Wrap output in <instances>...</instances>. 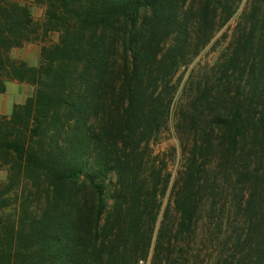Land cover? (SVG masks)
Segmentation results:
<instances>
[{
    "label": "trees",
    "instance_id": "obj_1",
    "mask_svg": "<svg viewBox=\"0 0 264 264\" xmlns=\"http://www.w3.org/2000/svg\"><path fill=\"white\" fill-rule=\"evenodd\" d=\"M242 1L47 0L44 31L61 37L41 50L37 66L8 57L36 34L26 28L32 26L28 9L5 16L0 77L35 92L23 115L0 117L7 168L0 264L138 263L149 246L142 228L148 218L156 221L162 177L149 162L148 146L171 117L168 77L212 40ZM248 5L217 85L201 86L191 103L189 121L197 131L174 182L173 203L175 232L190 234L204 198L220 197L228 183L243 215L233 244L238 264H264V0ZM223 82L232 90L210 99ZM40 181L54 190L40 214L29 213L26 203L21 214L8 211L13 188ZM89 195L94 203L87 209L80 197ZM87 226L95 229L90 239Z\"/></svg>",
    "mask_w": 264,
    "mask_h": 264
},
{
    "label": "rangeland",
    "instance_id": "obj_2",
    "mask_svg": "<svg viewBox=\"0 0 264 264\" xmlns=\"http://www.w3.org/2000/svg\"><path fill=\"white\" fill-rule=\"evenodd\" d=\"M47 5V0H0V22L4 23L5 16H9L13 10L16 16L19 9L25 7L30 13L32 23V26L26 28L36 29V34L30 35V44L9 51L8 57L12 63L37 66L41 50L59 44L60 32L44 31ZM248 6V0H243L236 15L217 30L212 40L191 61L176 70L171 78L168 77L170 81L166 90L172 94L171 117L161 133L148 146L149 162L154 163L162 177L160 193L153 211L156 221L148 218L142 228L143 241L149 246L146 254L139 257L137 264H238L241 259L240 250H235L233 244L243 226V215L234 204L229 184H224L225 189L220 197L204 198L193 231L184 235L175 232L178 214L173 203V189L174 182L178 181L184 171L197 131L189 121V114H192L191 103L201 86L209 81L210 86L217 85L220 64L229 56L232 43L239 33L238 22H242V16ZM195 42L196 40L193 41ZM163 86L164 84L159 90L163 89ZM231 90L232 88L223 82L220 88L211 93L210 99L226 96ZM34 92L35 87L30 84L0 77V117L9 118L13 112L23 115L24 105ZM42 143L47 142L45 140ZM213 163L214 161L209 164L210 170L214 169ZM6 170L0 158V191L7 184ZM53 194V188L46 181L37 184L22 183L9 193L12 201L8 211L21 214V206L26 203L29 213L40 214L51 198L53 199ZM80 200L82 206L92 208L94 201L90 195L80 197ZM213 200H218L215 205ZM103 221L104 217L101 226ZM83 232L90 239L94 237L95 229L93 226H87Z\"/></svg>",
    "mask_w": 264,
    "mask_h": 264
}]
</instances>
